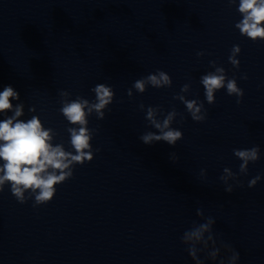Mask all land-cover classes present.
<instances>
[{"label": "clouds", "instance_id": "clouds-1", "mask_svg": "<svg viewBox=\"0 0 264 264\" xmlns=\"http://www.w3.org/2000/svg\"><path fill=\"white\" fill-rule=\"evenodd\" d=\"M227 2L233 5L237 3V0H227ZM237 10L242 16V19L235 24L240 34L254 42L264 41V0H239ZM240 53V46L233 45L228 57L229 62L236 69L240 67V61L237 59ZM204 55L203 51L197 53L198 57ZM209 63L215 71H210L200 78L207 103L215 104V94L226 88L227 95L235 96L236 103L240 104L244 90L238 86L236 78H228L225 68L217 66L216 61ZM247 78L246 74L241 77L244 80ZM149 86L156 89L171 87L172 79L165 71L157 70L155 73L135 80L132 88L128 89L127 95L132 98L133 89L143 94ZM190 87V84H184L181 94L173 98L185 105L193 121L204 122L207 119V109L204 103L197 99L189 100L184 95L190 91ZM91 91L95 94L93 101L78 96L75 99L63 101L60 108L64 118L70 125H73L67 128V132L70 134V145L74 151H66L60 143L53 144L54 130L44 128L38 116L34 115L26 122L17 119L24 114L22 104L15 106L13 115L0 120V161H3L0 164V192H3L5 185H10L11 194L19 203L23 204L34 198L33 207L47 204L53 200L57 190L56 186L72 178L76 164L83 165L93 160L94 150L90 141L97 130L88 127V117L95 113L98 120H103L105 110L113 103L115 93L111 86L104 83L97 84ZM59 95L68 96L70 93L61 91ZM19 99V92L11 85L4 86L0 91V114L12 111V101ZM139 108L145 111L143 103L139 105ZM34 110V108H29V111ZM162 115L163 119H157V116ZM178 116L181 121L184 120L183 114L177 112L175 108L164 114L160 106H148L145 119L157 131L145 132L139 139L146 145L163 141L175 146L183 139L182 131L172 127ZM233 154L242 161L239 165V174L246 175L249 164L260 159V148L253 146L246 149H233ZM170 158L173 161L178 159L175 153H172ZM200 175L205 176L206 170L202 169ZM229 179H235L236 185H240L238 174L225 167L220 180L226 185L225 191L231 193L233 185L227 183ZM260 179L259 175L252 178L248 182V187H255ZM196 215L204 222H193L192 227L186 230L181 237V243L186 246L194 264H204L200 253H205L206 259L217 261L221 256V249L229 255L226 260L220 258L219 264H238L240 256L237 251L223 241H220L218 246L217 238L213 233L215 219L211 216L204 217L203 210L199 208Z\"/></svg>", "mask_w": 264, "mask_h": 264}]
</instances>
